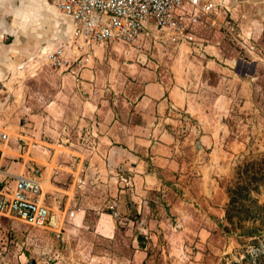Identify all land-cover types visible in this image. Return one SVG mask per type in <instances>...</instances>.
Listing matches in <instances>:
<instances>
[{
	"label": "rangeland",
	"instance_id": "374dc122",
	"mask_svg": "<svg viewBox=\"0 0 264 264\" xmlns=\"http://www.w3.org/2000/svg\"><path fill=\"white\" fill-rule=\"evenodd\" d=\"M228 3L187 45L109 44L74 76L44 52L73 42L51 0L6 36L2 167L40 178L60 226L0 216V264H264V181L231 203L264 172V0ZM125 147L160 180L146 212Z\"/></svg>",
	"mask_w": 264,
	"mask_h": 264
},
{
	"label": "built area",
	"instance_id": "2783aa9c",
	"mask_svg": "<svg viewBox=\"0 0 264 264\" xmlns=\"http://www.w3.org/2000/svg\"><path fill=\"white\" fill-rule=\"evenodd\" d=\"M51 1L68 19L73 42L48 50L47 58L55 70L73 76L90 66L96 49L114 43L187 45L193 29L204 22L216 24L219 12L229 11L228 0ZM0 140L7 143L8 135L0 133ZM2 160L0 153V216L15 218L34 229H55L40 179L7 173Z\"/></svg>",
	"mask_w": 264,
	"mask_h": 264
},
{
	"label": "crops",
	"instance_id": "0c3cea01",
	"mask_svg": "<svg viewBox=\"0 0 264 264\" xmlns=\"http://www.w3.org/2000/svg\"><path fill=\"white\" fill-rule=\"evenodd\" d=\"M67 29L68 30H72V28L69 25H68ZM6 36H12V35L11 34H9V35L8 34H0V50H2L3 52L4 51L6 52V50H7L6 46L3 44V40L6 38ZM13 36H14V34H13ZM49 49L50 48H48V47L45 48L44 52H47V50H49ZM129 149H127V148L124 149L123 148L122 152L115 151V150L113 151V149H112V151L114 152V154H119L123 158H126V159L127 158H132V159H134L135 163H129L126 166L123 165V167L126 168V170H129V175H130L129 177L132 178L133 183L137 184L140 179L143 180V182H142L143 188L142 189H140V188L139 189L138 188L132 189V191H133V193H132V202L136 203V205L138 204V208L136 206H134V207L137 208L139 213L146 212L147 207H149V202H148V200H146V198L148 197L149 194H151L149 190H152V189L156 188V187L147 186V184H149L148 182H150L152 184V186H154L155 183H157L156 186H159L160 185V180L158 178H155L154 177L155 174L150 173L149 171L146 173L147 176L145 174L143 176H140V173L146 170V167L143 164L144 162L141 161L140 158H138L137 156L133 155L132 151H130ZM5 152H6L5 154L8 153V151H5ZM113 161H116V160L113 158ZM127 166H129L130 168H127ZM4 171L7 172V173H11L13 175H16V172H10V171H6V170H4ZM44 183H45V185L48 184V180H45ZM42 186H43V183H42ZM55 187L57 189L59 188L58 186H55ZM58 218H59V216H58ZM59 223H60V219H59ZM145 255H146V257H148V254H145Z\"/></svg>",
	"mask_w": 264,
	"mask_h": 264
},
{
	"label": "clouds",
	"instance_id": "9594fccd",
	"mask_svg": "<svg viewBox=\"0 0 264 264\" xmlns=\"http://www.w3.org/2000/svg\"><path fill=\"white\" fill-rule=\"evenodd\" d=\"M47 0H0V34H11L25 22L32 24V17L42 16ZM37 4L40 7L37 8ZM34 26V24L32 25Z\"/></svg>",
	"mask_w": 264,
	"mask_h": 264
},
{
	"label": "trees",
	"instance_id": "16d2710c",
	"mask_svg": "<svg viewBox=\"0 0 264 264\" xmlns=\"http://www.w3.org/2000/svg\"><path fill=\"white\" fill-rule=\"evenodd\" d=\"M264 181V172L262 177L258 178L256 177V173L253 174L251 177L245 178L237 187V190L232 195L231 203L235 205L238 202H244V197H249L252 191L255 189H258L261 182ZM243 206L244 204L241 203ZM255 204V203H254ZM256 205V204H255ZM254 212L251 211V214H254L257 217H263L264 220V206H256L254 208ZM232 212L230 210L227 211L228 220H230L232 217ZM264 224V221L262 222ZM258 230V229H255ZM254 232V229H248L244 231V234H252Z\"/></svg>",
	"mask_w": 264,
	"mask_h": 264
},
{
	"label": "bare ground",
	"instance_id": "6f19581e",
	"mask_svg": "<svg viewBox=\"0 0 264 264\" xmlns=\"http://www.w3.org/2000/svg\"><path fill=\"white\" fill-rule=\"evenodd\" d=\"M72 31V30H71ZM50 50V49H49ZM12 82V81H11ZM6 86V85H5ZM21 94V93H20ZM52 225L53 227H57L58 225L60 226V223H59V218H58V215L57 214H54L53 215V219H52Z\"/></svg>",
	"mask_w": 264,
	"mask_h": 264
}]
</instances>
